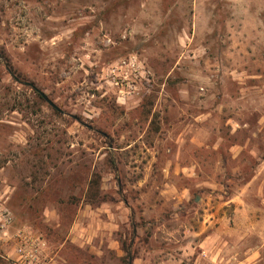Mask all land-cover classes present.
Wrapping results in <instances>:
<instances>
[{"label": "rangeland", "instance_id": "rangeland-1", "mask_svg": "<svg viewBox=\"0 0 264 264\" xmlns=\"http://www.w3.org/2000/svg\"><path fill=\"white\" fill-rule=\"evenodd\" d=\"M0 201V264H264V0H0Z\"/></svg>", "mask_w": 264, "mask_h": 264}, {"label": "built area", "instance_id": "built-area-1", "mask_svg": "<svg viewBox=\"0 0 264 264\" xmlns=\"http://www.w3.org/2000/svg\"><path fill=\"white\" fill-rule=\"evenodd\" d=\"M124 66L136 70L138 61L135 57L129 56L117 61L110 67V74H113L112 83L122 86L121 69ZM124 79V76L122 77ZM14 216L10 208L0 201V232L7 233L12 226ZM13 250L17 256V262L21 264H36L43 252L45 241L40 235L34 233L29 227L23 226L12 232Z\"/></svg>", "mask_w": 264, "mask_h": 264}, {"label": "water", "instance_id": "water-1", "mask_svg": "<svg viewBox=\"0 0 264 264\" xmlns=\"http://www.w3.org/2000/svg\"><path fill=\"white\" fill-rule=\"evenodd\" d=\"M16 80H18L17 77H15ZM23 83L25 85H30L32 86L34 89H36V91H38L40 93V95L43 97V99L52 107H54L55 109L62 111L44 92H42L40 89H38L33 83L29 82V81H23Z\"/></svg>", "mask_w": 264, "mask_h": 264}, {"label": "trees", "instance_id": "trees-1", "mask_svg": "<svg viewBox=\"0 0 264 264\" xmlns=\"http://www.w3.org/2000/svg\"><path fill=\"white\" fill-rule=\"evenodd\" d=\"M39 95H40V93H39Z\"/></svg>", "mask_w": 264, "mask_h": 264}]
</instances>
